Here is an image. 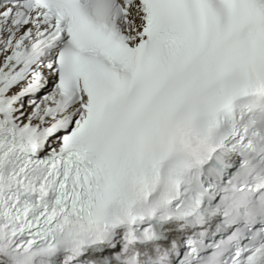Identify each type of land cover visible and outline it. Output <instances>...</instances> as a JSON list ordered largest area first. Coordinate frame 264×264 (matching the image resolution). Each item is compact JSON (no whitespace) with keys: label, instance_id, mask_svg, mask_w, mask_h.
Returning a JSON list of instances; mask_svg holds the SVG:
<instances>
[{"label":"snow or ice","instance_id":"1","mask_svg":"<svg viewBox=\"0 0 264 264\" xmlns=\"http://www.w3.org/2000/svg\"><path fill=\"white\" fill-rule=\"evenodd\" d=\"M0 264H264V0H0Z\"/></svg>","mask_w":264,"mask_h":264}]
</instances>
